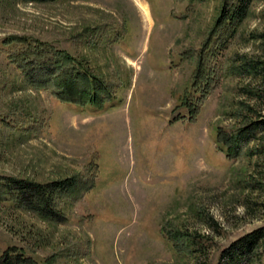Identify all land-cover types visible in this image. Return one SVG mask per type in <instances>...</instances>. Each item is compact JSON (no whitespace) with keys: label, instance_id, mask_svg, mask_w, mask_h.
I'll return each mask as SVG.
<instances>
[{"label":"rangeland","instance_id":"rangeland-1","mask_svg":"<svg viewBox=\"0 0 264 264\" xmlns=\"http://www.w3.org/2000/svg\"><path fill=\"white\" fill-rule=\"evenodd\" d=\"M230 4L0 0V176L78 182L56 200L60 222L0 200V251L40 264H219L264 229L263 133L231 158L215 143L217 127L264 118V0L215 28ZM27 42L80 61L113 98L72 105L30 85L12 59ZM249 62L263 70L248 74ZM163 228L194 244L178 252Z\"/></svg>","mask_w":264,"mask_h":264},{"label":"trees","instance_id":"trees-1","mask_svg":"<svg viewBox=\"0 0 264 264\" xmlns=\"http://www.w3.org/2000/svg\"><path fill=\"white\" fill-rule=\"evenodd\" d=\"M24 1L46 2L52 0ZM249 1L232 2L231 0V4L223 7L220 11L215 28L221 24H227L228 27L229 24L235 25L239 22L245 16ZM27 44L28 46L14 55L12 59L18 68L23 70L24 77L30 85L43 88L51 87L52 94L58 100L72 105H89L100 109L113 98L109 87L104 82L102 83L97 76L89 73L86 68L83 69L80 61L43 43L27 42ZM261 70L263 69L256 62L244 63L243 66V71L248 74H258ZM205 73L206 67L201 55L197 62L195 84L199 81H206ZM204 90L206 89L204 88ZM183 103L189 107V114L193 117L196 114V109L190 107V100L185 97ZM260 118L231 132L217 127L215 143L219 150L231 158L239 152L244 143L255 138L256 132H262L264 137V118ZM77 184L75 178L41 183L0 176V200H9L16 206L36 213L47 220L60 222L65 217L57 209L56 200L65 193L74 192ZM163 232L178 252L190 249L194 244L188 234L181 230L163 228ZM0 264L40 263L26 257L19 249L12 246L0 251ZM45 264H52L51 259H46ZM219 264H264V229H255L232 242L221 252Z\"/></svg>","mask_w":264,"mask_h":264},{"label":"bare ground","instance_id":"bare-ground-1","mask_svg":"<svg viewBox=\"0 0 264 264\" xmlns=\"http://www.w3.org/2000/svg\"><path fill=\"white\" fill-rule=\"evenodd\" d=\"M137 4V3H136ZM140 7L142 8L143 7V16L146 18L147 17V10L146 8L144 7V5H142L141 3H139ZM138 5V7H139ZM146 20V19H145Z\"/></svg>","mask_w":264,"mask_h":264}]
</instances>
